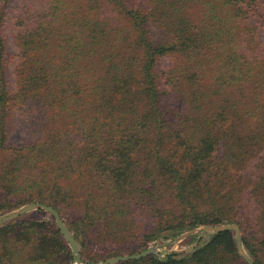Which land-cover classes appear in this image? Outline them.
Wrapping results in <instances>:
<instances>
[{"label":"trees","instance_id":"16d2710c","mask_svg":"<svg viewBox=\"0 0 264 264\" xmlns=\"http://www.w3.org/2000/svg\"><path fill=\"white\" fill-rule=\"evenodd\" d=\"M8 2L0 0V216L33 202L54 207L85 259L92 233L112 244L135 236L142 208L153 224L145 242L238 224L264 264L260 0H22L13 87ZM14 107L27 117L20 141ZM73 260L51 214L0 225V264ZM119 264L247 263L226 231L186 254Z\"/></svg>","mask_w":264,"mask_h":264},{"label":"rangeland","instance_id":"374dc122","mask_svg":"<svg viewBox=\"0 0 264 264\" xmlns=\"http://www.w3.org/2000/svg\"><path fill=\"white\" fill-rule=\"evenodd\" d=\"M21 3H22V0H9L6 8L3 9V11H2V15H4V20H5V24H4V28H3V34H4L3 36L5 39L7 59H8V63H9V70L7 71V79H8V81H10L12 87H13V84L15 83L14 72H15V67L18 64V57L17 56L19 54V50L17 48L16 41H15L16 34L18 32L17 27L15 25V17L18 15V13L20 11ZM260 3L262 5L261 10H260L261 12H259L257 14L258 16H255V18L253 20V22H254L253 24L256 26V29L258 32L259 49H260L259 54L264 57V0H260ZM169 63H170V60L163 61L161 66H160L161 70L164 71L167 68V66L169 65ZM26 119H27V117H26V115H24L22 108L21 107H14L13 115L11 117V124H10V128L12 131V137H13L14 141H20L22 138H25L27 136L29 129L26 126L27 125V123L25 122ZM253 165H255V163ZM251 172L252 171H250V169H249L248 173H251ZM33 203L42 204V203H38V202H33ZM33 203L26 204V205H24V206H22L16 210L6 212L5 214L1 215L0 217L6 216V215L13 213V212H17L21 208H23L27 205L33 204ZM43 205H46V204H43ZM47 206H49V205H47ZM50 207H52V206H50ZM36 211H39V210L36 209V210H33L31 212H28V213H32V212H36ZM42 211H44V210H42ZM44 212H46V211H44ZM46 213H48V212H46ZM73 213L75 215H77V211L74 210ZM150 215H152V214H151V212L148 213V209L142 208V209L137 210L135 213V219L138 222V225H139L138 229L139 230H136V235L132 236V237H128V238H123V237L119 238L116 240V244H112V242L109 243L107 241H104L100 238V236L98 234L92 233L90 235V241L88 244V249H87L88 252L87 253L89 255L88 256L89 258H96L95 262H90V260H88L89 259L88 257L86 259L84 258L83 254L86 255V252L83 251V253H82V248L79 245V243L77 242L79 247H80V255H81V259H82V264H104L109 260H112V259H115L118 257L135 255V254L144 252L148 249H154L156 251V253L153 254V256H158V257H165L166 255H169L172 253L186 254V253L194 251L195 249L200 247L202 244L206 243L209 240L211 235L218 234L216 232L208 231L201 236V229L203 227H207V226H202L200 228H196V229H193L191 231H187L183 235L178 236L176 238L161 237V238H156V239H152V240L145 242L143 239L146 235L149 234L147 232V231H149L148 228H150L153 225L152 224V217ZM61 218H62V216H61ZM69 219L70 218H68V216H67V220H69ZM54 220H55L56 225H57V221H56L55 217H54ZM62 221L64 222L63 219H62ZM64 224H65L66 228L68 229V231L71 233V235L74 237V234L67 227L68 225H66L65 222H64ZM228 225L238 226L241 230V235L243 237L242 228L238 224H226V225H218V226H212V227H222V226H228ZM57 228H58V226H57ZM229 232H233L235 234V237H236V233L234 231H229ZM63 239L65 240L64 237H63ZM235 241H236V238H235ZM66 243L68 244L67 241H66ZM242 244H243V240H242ZM68 246L71 249L69 244H68ZM243 247H244V245H243ZM191 248H194V249L187 251L188 249H191ZM236 249H237V247H236ZM244 251L250 257V255L246 251L245 247H244ZM71 252H72V249H71ZM150 256H152V255H150ZM72 264H76L74 260H73Z\"/></svg>","mask_w":264,"mask_h":264},{"label":"water","instance_id":"95a60500","mask_svg":"<svg viewBox=\"0 0 264 264\" xmlns=\"http://www.w3.org/2000/svg\"><path fill=\"white\" fill-rule=\"evenodd\" d=\"M36 209L44 210V211L48 212L49 214H51L55 217V219L57 221L58 229L60 230L63 237L65 238V240L68 242V244L70 245V247L72 249V256H73L75 263L76 264H82V259H81V255H80V247H79L77 241L74 239V237L71 235V233L66 228L64 222L62 221V218H61V215L59 214V212L56 209H54L53 207L43 205V204H35V203L27 205V206L21 208L17 212H13V213H10L6 216L0 217V225L14 221V220L20 218L21 216L27 214L28 212H31V211L36 210ZM208 231H212V232H216V233H221V232H226V231H234L236 233L235 238H236V247H237L238 254L248 264H255L252 261V259L244 251V247L242 244L241 230L238 226L228 225V226H222V227H212V226L203 227L201 229V236ZM193 249L194 248H191V249H188L187 251H190ZM155 253H156V251L154 249H148L144 252H141V253H138L135 255L118 257V258L109 260L104 264H119V263L125 262V261L139 260V259L146 258L150 255H153Z\"/></svg>","mask_w":264,"mask_h":264}]
</instances>
